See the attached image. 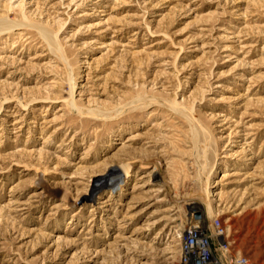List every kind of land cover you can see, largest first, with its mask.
Returning a JSON list of instances; mask_svg holds the SVG:
<instances>
[{"label":"rangeland","instance_id":"374dc122","mask_svg":"<svg viewBox=\"0 0 264 264\" xmlns=\"http://www.w3.org/2000/svg\"><path fill=\"white\" fill-rule=\"evenodd\" d=\"M215 222L264 264V0H0V264H180Z\"/></svg>","mask_w":264,"mask_h":264},{"label":"built area","instance_id":"2783aa9c","mask_svg":"<svg viewBox=\"0 0 264 264\" xmlns=\"http://www.w3.org/2000/svg\"><path fill=\"white\" fill-rule=\"evenodd\" d=\"M223 236L224 228L219 222H215L208 231L196 225H190L185 229L182 239L180 264H219L213 258V254L216 248L224 251ZM236 262V264H249L245 258L238 259Z\"/></svg>","mask_w":264,"mask_h":264},{"label":"bare ground","instance_id":"6f19581e","mask_svg":"<svg viewBox=\"0 0 264 264\" xmlns=\"http://www.w3.org/2000/svg\"><path fill=\"white\" fill-rule=\"evenodd\" d=\"M122 169H123V171H124V174L125 175H127L128 174V165H123L122 166ZM158 173V172H157ZM111 176L110 177H112V179L114 178V176H115V174L114 175H112V173L110 174ZM157 175V174H156ZM116 177V176H115ZM156 178V177H155ZM115 180H113V185H115V183L116 182H114ZM208 183V182H207ZM207 183H205V185H203L202 186V190L203 191H205L206 193H208V187H207ZM203 196V197H202ZM201 196V199H202V201H205V198H206V196L203 194ZM198 200V199H197ZM201 203V202H200ZM200 203H198V202H195V203H193V204H191V206H192V208L195 210V209H200V211H201V213H200V211H199V213L201 214V216H202V208H201V206H200ZM220 213V210H214V211H211V212H209L208 214H214V215H216V214H219ZM193 215V214H192ZM193 219V218H192ZM199 224H196V226H198ZM204 225V224H203ZM203 225H199L198 227L200 228V229H203V230H206L205 228H204V226ZM184 235H185V231L183 232V237H184ZM180 250H182V247L180 248ZM173 257V256H172ZM213 258L219 263V259L218 258H215V252H214V254H213ZM234 263V262H233ZM237 263V262H236ZM236 263H234V264H236Z\"/></svg>","mask_w":264,"mask_h":264},{"label":"water","instance_id":"95a60500","mask_svg":"<svg viewBox=\"0 0 264 264\" xmlns=\"http://www.w3.org/2000/svg\"><path fill=\"white\" fill-rule=\"evenodd\" d=\"M195 218L197 219L201 218V214L199 212L195 213Z\"/></svg>","mask_w":264,"mask_h":264}]
</instances>
